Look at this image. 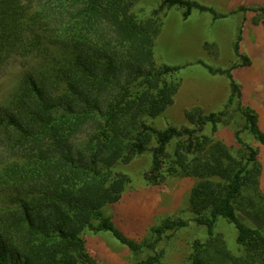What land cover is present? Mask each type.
Wrapping results in <instances>:
<instances>
[{
	"label": "trees",
	"instance_id": "1",
	"mask_svg": "<svg viewBox=\"0 0 264 264\" xmlns=\"http://www.w3.org/2000/svg\"><path fill=\"white\" fill-rule=\"evenodd\" d=\"M0 0V80L20 69L16 87L0 104V264H96L85 235L110 233L136 259L141 247L104 214L119 202L130 178L115 171L151 155L144 180H197L188 197L190 217L168 218L145 245L153 255L135 264H160L165 239L189 222L204 228L191 245L188 264H264V194L258 150L264 146L257 115L239 105L244 124L236 148L216 138L225 112L186 110L188 127L159 130L148 123L174 102L179 67L159 64L155 40L168 10L183 18L193 10L222 18L190 0ZM255 13L264 28V7ZM234 51L241 66L250 59ZM232 69V68H230ZM230 69L231 95L240 88ZM210 132L206 133V126ZM219 219L236 230L237 253L215 230ZM163 248L160 250V248Z\"/></svg>",
	"mask_w": 264,
	"mask_h": 264
},
{
	"label": "rangeland",
	"instance_id": "2",
	"mask_svg": "<svg viewBox=\"0 0 264 264\" xmlns=\"http://www.w3.org/2000/svg\"><path fill=\"white\" fill-rule=\"evenodd\" d=\"M190 1L211 8L224 17L215 19L210 13L193 10L184 19L181 9L172 8L162 18V28L154 44V58L159 64L180 68L177 73L180 85L173 104L159 117L149 119L148 123L159 130L169 126L188 127L189 122L184 116L186 110L198 109L206 115L226 111L223 123L217 126L216 138L236 148L234 133L245 122L239 105L257 115L258 128L264 133V60L260 56L264 55V28L261 27L259 15L255 13L245 14V18L227 13V0ZM160 2L142 0L139 6L151 11ZM247 2L246 7H264V3H256V0ZM238 36L239 51L250 59L249 66L239 65L241 60L234 51ZM209 68H232L230 73L240 88V98H234L229 108L226 106L231 95L230 80L226 75L211 74ZM19 75L20 69L11 68L7 76L0 80V104L16 87ZM210 128V125L206 126L205 132L209 133ZM243 135L245 142L258 150L260 188L264 194V146L252 136ZM150 166V154L136 157L127 165H118L115 171L128 176L130 183L118 203L104 208V214L110 217L113 225L141 247L138 258L135 259L110 233L87 232L86 247L96 256V264H135L153 255L145 248L152 240V229L168 218L190 217L187 212L188 197L197 180L171 178L163 185L152 186L143 177ZM215 230L223 235L228 248L237 253L235 227L219 219ZM205 239L204 228L189 222L187 227L175 231L161 244L164 252L160 264H188L192 243Z\"/></svg>",
	"mask_w": 264,
	"mask_h": 264
},
{
	"label": "crops",
	"instance_id": "3",
	"mask_svg": "<svg viewBox=\"0 0 264 264\" xmlns=\"http://www.w3.org/2000/svg\"><path fill=\"white\" fill-rule=\"evenodd\" d=\"M228 2H227V5H229V11L227 12V13H231V12H234V11H236L239 7H246V5H248L249 3L247 2V0H227ZM256 3H260V4H262V3H264V0H260V1H258V0H256ZM246 14H248V13H246ZM241 17H246V16H244L245 14H239ZM262 27V26H261ZM262 30H263V28H262ZM264 31V30H263ZM261 56V59L262 60H264V55L262 56V55H260ZM260 56H258L257 57V60L259 59V57ZM264 64V63H263ZM263 64H261V63H259V65L260 66H262ZM251 65V64H250ZM226 104V103H225ZM263 116V115H262ZM263 126H264V124H262Z\"/></svg>",
	"mask_w": 264,
	"mask_h": 264
}]
</instances>
